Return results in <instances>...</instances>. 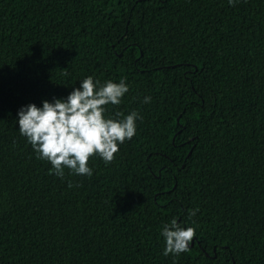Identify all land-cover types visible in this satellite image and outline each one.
Returning <instances> with one entry per match:
<instances>
[{
	"label": "trees",
	"instance_id": "16d2710c",
	"mask_svg": "<svg viewBox=\"0 0 264 264\" xmlns=\"http://www.w3.org/2000/svg\"><path fill=\"white\" fill-rule=\"evenodd\" d=\"M86 76L140 119L59 177L16 114ZM0 264H264V0H0Z\"/></svg>",
	"mask_w": 264,
	"mask_h": 264
},
{
	"label": "clouds",
	"instance_id": "9594fccd",
	"mask_svg": "<svg viewBox=\"0 0 264 264\" xmlns=\"http://www.w3.org/2000/svg\"><path fill=\"white\" fill-rule=\"evenodd\" d=\"M233 3V0H229ZM129 88L123 78L101 84L92 76L79 80L66 97L41 101L40 106L28 103L17 111L18 132L32 146L37 157L51 164L50 172L63 177L64 169L80 176H91L89 158L98 156L110 162L119 145L136 132L137 111L105 115L108 104L118 105ZM151 97H143V103ZM193 215L195 212L193 211ZM195 229L182 227L174 218L161 230L164 254L187 251Z\"/></svg>",
	"mask_w": 264,
	"mask_h": 264
},
{
	"label": "water",
	"instance_id": "95a60500",
	"mask_svg": "<svg viewBox=\"0 0 264 264\" xmlns=\"http://www.w3.org/2000/svg\"><path fill=\"white\" fill-rule=\"evenodd\" d=\"M193 245H194V240L192 241L191 244L188 242V246L192 247Z\"/></svg>",
	"mask_w": 264,
	"mask_h": 264
}]
</instances>
